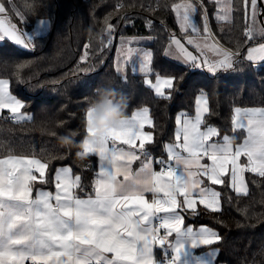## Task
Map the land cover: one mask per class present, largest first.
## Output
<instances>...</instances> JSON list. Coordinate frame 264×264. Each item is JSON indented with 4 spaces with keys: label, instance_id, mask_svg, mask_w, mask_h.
<instances>
[{
    "label": "trees",
    "instance_id": "16d2710c",
    "mask_svg": "<svg viewBox=\"0 0 264 264\" xmlns=\"http://www.w3.org/2000/svg\"><path fill=\"white\" fill-rule=\"evenodd\" d=\"M180 1L0 0L6 7L0 16L15 24L22 36L32 38L28 48L7 38L0 40V79L9 81V91L24 104L21 111L30 114L15 121L6 112L0 114V159L14 155L48 164L44 179L31 182L32 194L52 190L54 175L63 166L81 177L79 195L92 193L97 158L78 153L87 136L90 98L98 86H112L126 94L129 116L138 108H149L154 127L149 128L153 142L147 149L155 157L161 156L163 143L173 140L174 116L182 112L192 117L201 92L209 101L206 123L218 130L217 139L227 135L234 145L242 141L244 132L232 124L234 109L264 107V62L256 66L244 60L248 47L264 43L259 15L253 38L248 39L240 0H232L234 11L227 22L217 20L212 0H203L213 34L241 58L236 71L212 75L165 53L170 36L179 34L171 6ZM203 20L200 10L198 22ZM43 21L48 28H42ZM108 24L114 29L111 37ZM119 38H125L130 48L153 53L150 79L156 75L175 78L171 99L157 97L144 83L145 75L139 69L133 73L131 63L123 73L117 71ZM63 135H70L73 143L63 144L59 139ZM245 181L246 195L229 185H216L221 193L219 212L204 207L184 212L187 224L205 225L221 237L213 245L217 264H264V177L246 171Z\"/></svg>",
    "mask_w": 264,
    "mask_h": 264
},
{
    "label": "snow or ice",
    "instance_id": "6c2138e0",
    "mask_svg": "<svg viewBox=\"0 0 264 264\" xmlns=\"http://www.w3.org/2000/svg\"><path fill=\"white\" fill-rule=\"evenodd\" d=\"M212 2L219 8L217 20L231 21L234 11L232 0ZM240 2L246 20L244 35L252 39L258 15L264 13V0ZM171 7L181 31L186 32L190 28L194 33L200 32L192 17L204 9L203 0H185ZM5 12V3L0 2V14ZM249 20L250 24L247 23ZM113 30V26L108 24L110 37ZM203 32L207 34L203 45L192 37L187 39V43L201 53L199 57L188 51L180 39L170 36L184 63L193 68L206 66L211 73L236 71L238 53L218 43H208L211 30L206 11ZM259 32L264 35V27ZM5 38L25 48L32 40L29 37L26 42L15 24L0 19V40ZM205 49L215 58H202L206 54ZM246 53L249 63L264 62V43L248 47ZM126 54L132 60L137 53L128 48ZM138 55L139 71L145 75L144 83L154 90L157 97L171 99L175 78L156 75L153 83L147 78L153 73V53L143 51ZM166 90L169 91L166 93ZM195 104L194 118L187 114L176 117L174 142L165 145L166 159L161 157L153 161L149 155L147 145L153 142V135L144 129L146 125L154 127V123L148 107L133 111L120 128L113 129L102 139L85 140L83 154H96L100 162L94 198L84 199L76 194L74 189L79 187L81 177L73 178L71 169L64 167L56 171L55 194L40 191L33 199L30 182L37 177L32 170L35 169L43 178L48 164L38 158L14 155L0 159V264H25V261H31V264H207L190 249L213 245L221 237L207 227H201L199 231L192 227L182 228L185 220L182 213L196 212L198 202L205 210H221V193L205 186L206 180L212 185L227 186L230 183L237 193L246 195L243 174L247 171L264 177V108L234 109L233 127L246 128L247 137L243 143L233 146L227 135L223 136L222 143L213 141V137L220 134L206 123L205 113L210 109L203 92ZM23 107V102L10 93L9 81L0 79V110L7 109L15 117ZM89 117L87 109V135L92 133ZM243 120H247V125ZM109 141L113 142L111 147ZM115 141L128 145L129 150L117 148ZM141 155L144 156L141 167L133 173L131 164L140 160ZM242 157H246V163ZM153 162L160 166L159 171L153 169ZM172 162L182 171L178 173ZM113 168L115 171L111 170ZM120 175H123L124 182L117 178ZM5 176L8 177L6 181L3 179ZM146 192L154 194L151 202L145 198ZM158 193H163V197L157 198ZM160 213L164 215L158 216ZM153 218L159 220L158 225L153 224ZM173 234L174 243L170 239ZM156 246L171 249V253L165 252L162 258L157 259L154 255Z\"/></svg>",
    "mask_w": 264,
    "mask_h": 264
},
{
    "label": "crops",
    "instance_id": "0c3cea01",
    "mask_svg": "<svg viewBox=\"0 0 264 264\" xmlns=\"http://www.w3.org/2000/svg\"><path fill=\"white\" fill-rule=\"evenodd\" d=\"M183 2H185V0H182V1H180V2H178L177 4H180V3H183ZM219 12V8L217 7V10H216V17H217V13ZM199 13V12H198ZM198 13L197 14H193V17H192V21H193V23H195L196 25H197V27L200 29V32H198V33H194V32H192V30L189 28V29H187V31L186 32H184V31H181V28H180V23H179V21H178V19L176 18V14H175V12H174V15H175V22H176V24H177V26H178V30H179V34H176L175 35V38H177V39H180L181 40V43L188 49V51H190V52H192L193 53V55H197L198 57L199 56H201V53L196 49V47L194 46V45H190V44H188L187 43V39H188V37H192V38H194L195 40H197V41H199L202 45H203V38L205 37V36H207V34L206 33H204L203 32V25H204V20H203V22H198V17H199V15H198ZM1 17H3V16H0V19H1ZM219 21V20H218ZM219 22H227V21H219ZM48 22L46 23V22H44V24H43V27H45V28H48ZM208 26H209V28H210V30H211V27H210V25L208 24ZM18 31V30H17ZM19 33V32H18ZM22 36V35H21ZM171 36H174V35H171ZM22 38L27 42V39H25L23 36H22ZM137 40V39H136ZM13 44H15V45H18V44H16L14 41H12V40H10ZM218 43V45H220V46H223V45H221L219 42H218V40H217V38L215 37V35L213 34V32H212V30H211V38L208 40V43L209 44H212V43ZM259 44H256V45H252V46H250V47H254V46H258ZM19 46H22V45H19ZM170 48H172V49H175V54H172V55H170V56H172V57H174L175 58V60H177V61H179V62H181V63H184V61H183V58L181 57V54L179 53V51H178V49L176 48V46L174 45V44H171L170 46H169ZM224 47V46H223ZM23 48V47H22ZM133 48V47H132ZM224 48H226V47H224ZM134 50V49H133ZM141 50V49H140ZM136 51V50H135ZM205 55L202 57V58H204V59H214L215 57H214V54L213 53H211V52H208L206 49H205ZM246 51H245V54H244V59L246 60ZM169 56V55H168ZM247 61V60H246ZM263 62H260V63H255V64H262ZM185 64V63H184ZM252 64H254V63H252ZM193 69H197V70H205V71H207V72H209L208 71V69H207V67L206 66H201V67H199V68H193ZM210 74H212V75H216V73H211V72H209ZM148 79H150L149 77H147ZM163 78H168V77H163ZM153 81V83H155V79L154 80H152ZM11 93V92H10ZM12 94V93H11ZM13 95V94H12ZM15 96V95H14ZM143 108V107H142ZM255 108V107H254ZM256 108H260V107H256ZM264 108V107H263ZM139 109H141V108H138V109H136L135 111H137V110H139ZM195 109H196V105H195ZM241 109H245V108H241ZM3 112H6L9 116H11V117H14V115L10 112V111H8L7 109H3V110H0V114L1 113H3ZM22 111H20V113H21ZM20 113H17V114H15V117H21L20 116ZM149 114H150V112H149ZM181 114H183L182 112H180V113H178V114H176V116H174V137H175V130H176V128H177V125H176V117L178 116V115H181ZM206 114V113H205ZM233 115H235V112H233ZM151 116V115H150ZM14 117V118H15ZM195 117V112H194V115L191 117V118H194ZM152 118V117H151ZM17 119V118H16ZM86 119H87V117H86ZM17 120H22V118H20V119H17ZM245 125H247V120H243L242 121ZM209 126H211V125H209ZM212 127H214V126H212ZM149 128H151V127H149V126H145V129H144V131L145 132H151L150 130H149ZM235 129H237V130H242L243 132H244V137H243V139H242V141L239 143V144H241V143H243V140L247 137V129L245 128V129H239V128H235ZM202 130H204L203 128H202ZM152 133V132H151ZM153 135V134H152ZM174 137H173V140L172 141H170V142H174ZM218 138V136L217 137H213V141L214 142H219V143H222L223 142V139H221V140H219V139H217ZM170 142H165V143H163V145H162V154H161V156H158V157H155V156H153L152 155V153H150L149 151V155H150V157L151 158H153V161H155V159H157V158H161V157H163V158H167L166 157V152H165V145H167L168 143H170ZM232 143V142H231ZM113 144V142L112 141H109V146L110 145H112ZM115 144H116V147L117 148H123L125 151H128L129 150V146L128 145H123L121 142H119V141H115ZM139 144V141H137V145ZM233 144V143H232ZM239 144H236V145H239ZM236 145H234L233 144V146H236ZM136 151L139 153V149L137 148L136 149ZM88 155H93V156H95L96 158H97V171H96V175H95V177H94V180H93V191H92V193L91 194H88V195H79L78 194V188H75L74 189V191L76 192V194L80 197V198H84V199H86V198H88L89 196H92L93 198H94V195H95V193H94V188H95V182H96V180L99 178V173H100V162H99V159H98V155H96V154H88ZM4 159H6V158H4ZM206 159V158H205ZM142 160H144V156L143 155H141V159L140 160H137V161H135V162H133L132 164H131V170H132V172L133 173H135V172H137L139 169H140V167H141V161ZM241 160L242 161H244L245 163H246V157H242L241 158ZM208 163H211L210 161H207ZM154 163V162H153ZM173 163V166L174 167H177L178 168V170H177V172L179 173L180 171H182V169L179 167V166H176L175 165V162H172ZM6 167V166H5ZM64 167H67V168H70L69 166H63V167H60V168H58V169H61V168H64ZM57 169V170H58ZM153 169H154V167H153ZM157 169V168H156ZM156 169H154L155 171H159V168L156 170ZM112 171H115V168H113V169H111ZM9 171H11V169H9ZM45 172H46V170H45ZM246 173V172H245ZM245 173L243 174L244 175V181H245ZM16 174H19V173H16ZM32 174L33 175H35L36 177H37V179L36 180H43L44 179V177L43 178H41L40 177V174L38 173V172H36L35 171V169H33L32 170ZM71 175H72V177L73 178H75V176H77V175H74L73 173H72V171H71V173H70ZM55 175H56V173H55ZM55 175H54V181H53V189L52 190H49V189H38L37 190V192L35 193V194H32V198L33 199H35V197H36V195H37V193H39L40 191H49V192H52L53 194H55V191H56V189H55V183H56V181H55ZM45 176V175H44ZM120 181H122V182H124V178H123V175H120V176H118L117 177ZM3 179L6 181L7 179H8V177L7 176H5V177H3ZM228 179H229V181H230V177H228ZM205 180H206V178H205ZM81 182V181H80ZM31 183V182H30ZM245 183H246V181H245ZM247 185V184H246ZM79 186H80V184H79ZM205 186H207V187H209V188H211L212 190H214V191H218L217 189H216V185H212L211 184V182L210 181H207L206 180V185ZM229 186H230V183H229ZM231 187V186H230ZM232 188V187H231ZM234 190V189H233ZM235 191V190H234ZM236 192V191H235ZM237 193V192H236ZM238 194H243V193H238ZM145 198L149 201V202H151L152 201V199H153V193H151V192H146L145 194ZM156 196H157V198H161V197H163V193H158V194H156ZM197 200H199V197H198V195H197ZM179 199H182V197L181 198H179ZM52 203H55V201L53 200L52 201ZM198 207H203V205H201V204H199V202L197 203V206H196V209L198 208ZM189 211H191V210H189ZM183 215H184V213H182ZM158 216H162V215H164L163 213H160V214H157ZM154 219V218H153ZM186 227H192L195 231H199V229L201 228V227H207V226H205V225H198V226H195V225H192L191 223H189V224H187L186 222H185V220H184V225H182V228H186ZM207 228H209V227H207ZM209 229H211V228H209ZM211 230H213V229H211ZM163 231V230H162ZM162 231H161V234H162ZM214 231V230H213ZM171 239V241L174 243L175 242V235L173 234V236L170 238ZM215 244V243H214ZM213 244V245H214ZM213 245H210V246H201V247H198V248H196L195 250H191L190 249V251H194L195 252V255L196 256H198V257H200V259L201 260H206L207 261V264H217L216 263V261H215V259H216V256H217V248H215ZM156 249V250H155ZM165 252H167V253H171V249H168V248H165V249H161L159 246H156V248H154V255H155V257L157 258V259H160V258H162L163 256H164V253ZM106 255H108L109 257H111V255L112 254H106ZM28 262H31V261H25V264H28ZM50 264H51V262H50Z\"/></svg>",
    "mask_w": 264,
    "mask_h": 264
},
{
    "label": "clouds",
    "instance_id": "9594fccd",
    "mask_svg": "<svg viewBox=\"0 0 264 264\" xmlns=\"http://www.w3.org/2000/svg\"><path fill=\"white\" fill-rule=\"evenodd\" d=\"M88 111L90 112V127L92 133L81 142L82 151L78 155L83 156L85 140L92 142L102 139L113 129L121 127V123L129 119L127 112L128 99L126 94L112 86H98L93 90ZM65 145L73 143L70 135L59 137Z\"/></svg>",
    "mask_w": 264,
    "mask_h": 264
},
{
    "label": "rangeland",
    "instance_id": "374dc122",
    "mask_svg": "<svg viewBox=\"0 0 264 264\" xmlns=\"http://www.w3.org/2000/svg\"><path fill=\"white\" fill-rule=\"evenodd\" d=\"M202 10V13H203V17H204V13H205V7H204V9H201ZM0 15H2V14H0ZM198 15H199V13H198ZM19 17H21L20 15H19ZM1 19H4V17H1ZM7 19V18H6ZM44 22H46L47 23V21H43L42 23H41V26H42V28H44L45 29V27H43V24H44ZM207 23L209 24V22H208V18H207ZM38 30V32H39V29H37ZM36 32V31H35ZM38 32H36V33H38ZM180 33V32H179ZM28 36V35H27ZM24 37V36H23ZM29 37V36H28ZM25 39H27L26 37H24ZM124 39L125 38H119L118 39V42H117V45H116V49H115V63H116V65H117V69H118V67H119V73H123L124 72V69H125V67H126V64H129V63H131V66L132 67H135L136 69H139V55H138V53H140V52H143L142 50H140V49H134V48H131V49H134V52L135 53H137L136 55H134L133 56V58H132V60H129L128 59V56H127V54H126V50L128 49V48H130L129 46H130V43H128L127 41H124ZM28 40V39H27ZM219 42V41H218ZM220 43V42H219ZM172 44V43H171ZM170 44V45H171ZM221 44V43H220ZM257 43H253L252 45H256ZM261 44V43H260ZM169 45V46H170ZM251 45V46H252ZM17 46H19V45H17ZM168 46V48H166V50H165V53H167V55H169V57L171 58V59H173V60H175V58L174 57H172V56H170V55H172V54H175V49H172V48H170ZM19 47H23V46H19ZM23 48H25V47H23ZM122 49H123V51H122ZM136 50V51H135ZM238 57H239V54H238ZM239 59H241V58H239ZM127 61V62H126ZM200 94H198V96H199ZM197 96V97H198ZM196 105V104H195ZM29 114V113H28ZM27 113H23V112H21L20 113V116L22 117V119H25V118H29L30 117V114L28 115ZM25 158V157H24Z\"/></svg>",
    "mask_w": 264,
    "mask_h": 264
},
{
    "label": "built area",
    "instance_id": "2783aa9c",
    "mask_svg": "<svg viewBox=\"0 0 264 264\" xmlns=\"http://www.w3.org/2000/svg\"><path fill=\"white\" fill-rule=\"evenodd\" d=\"M245 60V59H244ZM254 65H256V66H259L260 64H254ZM220 72H224V71H220ZM10 120L11 121H15L16 120V118H14V117H10ZM109 147H111V145L109 146ZM153 167H154V169H158L159 168V170H160V166L159 165H157V164H155V162L153 163ZM177 168V167H176ZM177 170H178V168H177ZM153 224L154 225H158L159 224V220L157 219V218H154L153 219ZM156 248V247H155ZM156 250V249H155ZM28 264H31V262H28Z\"/></svg>",
    "mask_w": 264,
    "mask_h": 264
},
{
    "label": "water",
    "instance_id": "95a60500",
    "mask_svg": "<svg viewBox=\"0 0 264 264\" xmlns=\"http://www.w3.org/2000/svg\"><path fill=\"white\" fill-rule=\"evenodd\" d=\"M259 20L261 22L262 27H264V13L259 15Z\"/></svg>",
    "mask_w": 264,
    "mask_h": 264
},
{
    "label": "bare ground",
    "instance_id": "6f19581e",
    "mask_svg": "<svg viewBox=\"0 0 264 264\" xmlns=\"http://www.w3.org/2000/svg\"><path fill=\"white\" fill-rule=\"evenodd\" d=\"M157 170V169H156Z\"/></svg>",
    "mask_w": 264,
    "mask_h": 264
}]
</instances>
